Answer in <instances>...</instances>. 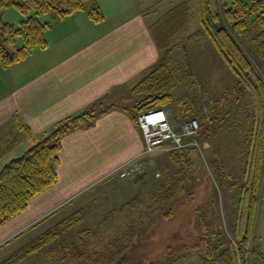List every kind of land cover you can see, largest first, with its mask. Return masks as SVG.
<instances>
[{"label": "trees", "instance_id": "1", "mask_svg": "<svg viewBox=\"0 0 264 264\" xmlns=\"http://www.w3.org/2000/svg\"><path fill=\"white\" fill-rule=\"evenodd\" d=\"M8 7H15L24 16L18 25L4 21L3 10ZM81 11H86L96 23L105 19L96 0H0L1 66L8 69L26 60L35 50L47 49V32L53 24ZM40 16H50L51 21H41ZM194 20L199 28L188 34ZM150 31L161 58L133 87V93L144 94L131 110L137 124L143 112L172 105L173 92L185 77L183 68L177 65L172 54L182 49L186 40H209L236 77V91L231 93L235 95L228 100L231 110L228 103L222 104L228 94L213 104L208 102L211 117L209 111L195 115L184 112L183 115L181 100L176 103L177 110L175 108L178 116L187 118L190 114V118H200V142L214 141L220 131L235 129L244 133L243 182L235 196L232 241L224 238L214 242L207 234L204 238L207 252L200 264H264V252L256 247V234L253 233L258 203L264 196V0H195L194 10L189 1H183L163 13L150 26ZM111 107L94 106L81 114L68 116L39 140L27 125L14 118L12 139L5 149L0 146V159L23 139L28 138L30 146L0 170V227L26 211L33 199L57 183L64 137L73 130L94 126ZM195 150V147H188L166 154L177 170L175 178H167L166 185L161 186L163 191L159 201H172L182 189L197 184L191 159ZM77 215L73 213L66 218L68 227L80 220ZM137 225L138 222L132 221L121 236L111 242L117 248V254L125 253L120 260H112V264H129L126 252L138 234ZM57 236L53 230L45 232L33 244L0 264H20Z\"/></svg>", "mask_w": 264, "mask_h": 264}, {"label": "rangeland", "instance_id": "2", "mask_svg": "<svg viewBox=\"0 0 264 264\" xmlns=\"http://www.w3.org/2000/svg\"><path fill=\"white\" fill-rule=\"evenodd\" d=\"M117 1L125 4L129 0ZM183 1H189L194 10L195 0H152L145 7L155 8L160 16ZM112 9L107 6V11ZM3 13L4 21L15 25L24 19L15 7L5 8ZM40 19L51 21L50 16ZM198 28L194 20L188 34ZM173 57L187 76L183 77L186 83L180 81L173 92V112L181 100L183 115L209 111L211 117L208 102L213 104L228 94L222 101L226 105L234 97L231 93L236 91L235 74L209 40H186ZM176 115L181 120L185 118ZM234 130L220 131L214 141L207 143L210 148L202 147L191 154L197 184L182 189L172 201L158 200L161 186L166 185L167 178L173 180L177 170L168 155L162 154L141 177L121 179L115 175L65 199L1 247L0 263L53 230L58 236L20 264H112V260H120L125 253L117 254L111 242L136 221L138 234L126 252L129 264H200L207 252V234L214 242L224 238L232 241L235 196L243 182L244 138V133ZM73 213H78L80 220L68 227L65 220ZM253 233L256 247L264 252V196L258 203Z\"/></svg>", "mask_w": 264, "mask_h": 264}, {"label": "crops", "instance_id": "3", "mask_svg": "<svg viewBox=\"0 0 264 264\" xmlns=\"http://www.w3.org/2000/svg\"><path fill=\"white\" fill-rule=\"evenodd\" d=\"M96 1L105 14L104 21L96 23L86 11L78 12L53 24L47 32V49L35 50L8 69L0 64L2 149L12 139L15 117L39 140L68 116L94 106H112L94 126L73 130L64 137L57 183L0 227V248L65 199L117 175L114 172L146 145L131 113L144 94L133 93V87L161 58L150 31L161 15L155 8L145 7L152 0L125 4ZM107 6L113 8L111 12ZM183 80L186 83L187 79ZM166 107L176 126L187 119H179L172 105ZM29 146L28 138L18 143L0 159V170Z\"/></svg>", "mask_w": 264, "mask_h": 264}, {"label": "built area", "instance_id": "4", "mask_svg": "<svg viewBox=\"0 0 264 264\" xmlns=\"http://www.w3.org/2000/svg\"><path fill=\"white\" fill-rule=\"evenodd\" d=\"M139 126L145 139V148L135 157L122 164L114 173L122 178L145 174L156 163V157L173 150L195 147L197 150L210 148L199 141L200 119L192 117L179 126L173 124L168 108L149 109L139 115ZM160 173H157L159 176Z\"/></svg>", "mask_w": 264, "mask_h": 264}, {"label": "water", "instance_id": "5", "mask_svg": "<svg viewBox=\"0 0 264 264\" xmlns=\"http://www.w3.org/2000/svg\"><path fill=\"white\" fill-rule=\"evenodd\" d=\"M252 246H253V241H252Z\"/></svg>", "mask_w": 264, "mask_h": 264}]
</instances>
